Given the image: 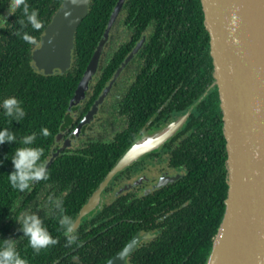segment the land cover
Returning a JSON list of instances; mask_svg holds the SVG:
<instances>
[{"label":"flooded vegetation","instance_id":"obj_1","mask_svg":"<svg viewBox=\"0 0 264 264\" xmlns=\"http://www.w3.org/2000/svg\"><path fill=\"white\" fill-rule=\"evenodd\" d=\"M202 11L206 29L199 33L196 0H124L85 97L68 107L46 157L58 151L49 178L25 191L22 203L46 223L57 220L48 194L62 197L65 212L80 220L81 243L66 252L74 261L104 264L136 239L127 264H206L207 237L223 204L224 131ZM136 46L119 89L117 78L93 117L81 123L113 77L92 99L102 64L120 47L121 65ZM177 59L183 73L173 71ZM184 115L171 136L101 187L129 146Z\"/></svg>","mask_w":264,"mask_h":264},{"label":"water","instance_id":"obj_2","mask_svg":"<svg viewBox=\"0 0 264 264\" xmlns=\"http://www.w3.org/2000/svg\"><path fill=\"white\" fill-rule=\"evenodd\" d=\"M90 0L79 6L62 1L46 25L40 44L33 50V66L45 74L65 72L72 62L74 37L88 13ZM124 0H117L78 85L69 109L86 95L96 74L101 55ZM204 21L210 36L214 83L218 86L226 138V182L224 212L214 236L206 264H264V0H201ZM65 7L73 9L65 18ZM138 46L118 67L81 123L89 121L105 99L121 70ZM185 115L162 130L133 143L117 160L103 182L154 149L171 136ZM58 154V151L53 154ZM53 156L47 162L48 166ZM88 210V207L83 211ZM79 218L75 221L79 226ZM126 247L104 264H127L126 256L136 245Z\"/></svg>","mask_w":264,"mask_h":264},{"label":"trees","instance_id":"obj_3","mask_svg":"<svg viewBox=\"0 0 264 264\" xmlns=\"http://www.w3.org/2000/svg\"><path fill=\"white\" fill-rule=\"evenodd\" d=\"M62 1L27 0L30 9L36 8L38 10L42 24L40 30H33L30 27L23 29V31H27L33 36V43L27 44L14 34L15 30L19 27L16 19L22 16V13L17 10L16 14L7 15V0H0V13L7 15V20L0 22V98L15 95L23 101V106L26 110V115L21 121L13 120L12 122L0 110V127L11 128L16 133L17 140L32 131L37 132L35 144L43 148L42 159H46L50 154V145L67 118L70 98L104 33L110 14L116 3V0H90L88 13L78 25L75 33L70 67L65 72L45 74L35 69L32 65V50L40 40L41 34L44 32L46 25L51 21L55 11L61 7ZM196 3L198 13L195 24L201 27L198 30L200 33V31L206 28H204L203 24V11L200 0H196ZM188 31H191L194 37L196 36L193 30ZM207 38L208 40L210 38L209 32H207ZM121 59L122 55L119 47L112 59L102 64L101 70L98 72L96 81L92 86L93 90H95L92 99L108 83L114 71L120 65ZM178 63L177 59L176 67H172L173 71L183 73L178 70ZM200 93L201 91L198 94ZM198 94L192 96V102L198 97ZM91 100L87 104V107L90 105ZM41 126L49 129L47 137L39 134ZM221 142L223 146V204L218 209L214 227L210 230L207 237V253L204 259L210 252L212 244L211 236L217 232L219 227L225 206L224 200L227 194V149L225 135L222 137ZM18 146L20 145L16 144V141L0 144V160L4 161L3 164H0V236H21V233L16 230L18 225L10 218V214L15 215L16 212L23 210L24 206L22 202L25 192L21 193L11 188L8 184L7 172L12 170V162L10 158L5 157V153H8L10 156L14 147ZM49 165L47 169H49ZM13 207H15V211L10 213L9 209ZM46 225L50 233L57 238V243L42 249L38 254H34L31 247L27 246V237H20L17 240L16 247L18 251L29 260L30 264H90V260H82L78 263L73 260L71 255L66 254L68 247L65 244L62 230H58L59 225L57 220L46 222Z\"/></svg>","mask_w":264,"mask_h":264},{"label":"clouds","instance_id":"obj_4","mask_svg":"<svg viewBox=\"0 0 264 264\" xmlns=\"http://www.w3.org/2000/svg\"><path fill=\"white\" fill-rule=\"evenodd\" d=\"M66 2L73 6H79L83 0H66ZM17 10L22 13V16L16 19L19 27L14 34L27 44H32L33 36L23 29L26 27L33 30L41 29L42 24L38 10L30 9L27 0H7V15L16 14ZM72 11L71 7H65L63 13L65 18L71 17ZM7 15L0 13V22L6 21ZM0 110L5 117L10 118V122L21 121L26 115L23 101L15 95L0 98ZM39 134L47 137L49 129L41 126ZM36 137L37 132L32 131L17 140L16 133L11 128L0 127V144L16 141V144L20 145L14 147L10 156L5 153V157L10 158L12 162V170L7 172L8 184L21 193L31 192L37 181H47L49 178L47 161L42 159L43 148L35 144ZM3 162L0 160V164ZM46 199L51 208L57 210L58 230H62L66 245H79L81 241L78 237L75 218L65 212L62 197L49 193ZM13 211H15V207L9 209L10 213ZM10 218L18 225L16 230L21 233V236H0V264H30L29 260L22 256L16 247L20 237H27V246L31 247L34 254L57 243V238L50 233L45 219L37 211L23 209L16 212L15 215L10 214Z\"/></svg>","mask_w":264,"mask_h":264},{"label":"rangeland","instance_id":"obj_5","mask_svg":"<svg viewBox=\"0 0 264 264\" xmlns=\"http://www.w3.org/2000/svg\"><path fill=\"white\" fill-rule=\"evenodd\" d=\"M102 58H104V55H103V54H102L101 59H102ZM120 83H121V79H120L119 76H118V83L116 84V86L114 87V89H119Z\"/></svg>","mask_w":264,"mask_h":264}]
</instances>
